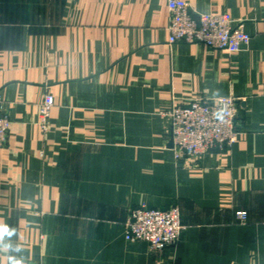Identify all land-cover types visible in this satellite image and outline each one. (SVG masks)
Returning <instances> with one entry per match:
<instances>
[{"label":"crops","instance_id":"0c3cea01","mask_svg":"<svg viewBox=\"0 0 264 264\" xmlns=\"http://www.w3.org/2000/svg\"><path fill=\"white\" fill-rule=\"evenodd\" d=\"M168 1L0 0V225L23 264H264V0H186L232 14L251 35L236 53L170 44ZM231 95L232 148L178 161L164 114ZM141 204L181 208L174 248L126 240Z\"/></svg>","mask_w":264,"mask_h":264},{"label":"built area","instance_id":"2783aa9c","mask_svg":"<svg viewBox=\"0 0 264 264\" xmlns=\"http://www.w3.org/2000/svg\"><path fill=\"white\" fill-rule=\"evenodd\" d=\"M169 43H205L208 47L238 52L249 44L251 35L229 12L194 14L186 0H169ZM3 95L0 91V148L9 140L12 120L2 110ZM235 96L195 99L189 105L174 104L164 115L169 122V135L178 161L195 159L214 150L231 149L238 140V106ZM55 105L53 94H46L39 112V123L44 132L50 126L51 112ZM238 220L248 221V212L238 210ZM186 226L178 205L154 208L141 204L131 209L126 222V240L147 242L154 253L174 248L181 240Z\"/></svg>","mask_w":264,"mask_h":264},{"label":"clouds","instance_id":"9594fccd","mask_svg":"<svg viewBox=\"0 0 264 264\" xmlns=\"http://www.w3.org/2000/svg\"><path fill=\"white\" fill-rule=\"evenodd\" d=\"M14 235H16L15 229H10L7 225H0V249L9 253L7 256L8 264H23L22 256L17 255L22 252V248L11 242V237ZM5 237L8 238L7 241H5Z\"/></svg>","mask_w":264,"mask_h":264},{"label":"water","instance_id":"95a60500","mask_svg":"<svg viewBox=\"0 0 264 264\" xmlns=\"http://www.w3.org/2000/svg\"><path fill=\"white\" fill-rule=\"evenodd\" d=\"M171 145H173V142H171Z\"/></svg>","mask_w":264,"mask_h":264},{"label":"rangeland","instance_id":"374dc122","mask_svg":"<svg viewBox=\"0 0 264 264\" xmlns=\"http://www.w3.org/2000/svg\"><path fill=\"white\" fill-rule=\"evenodd\" d=\"M6 146V145H5Z\"/></svg>","mask_w":264,"mask_h":264}]
</instances>
